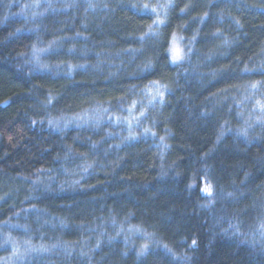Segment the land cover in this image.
<instances>
[{"label": "trees", "instance_id": "16d2710c", "mask_svg": "<svg viewBox=\"0 0 264 264\" xmlns=\"http://www.w3.org/2000/svg\"><path fill=\"white\" fill-rule=\"evenodd\" d=\"M263 227L264 0H0V261L264 264Z\"/></svg>", "mask_w": 264, "mask_h": 264}, {"label": "rangeland", "instance_id": "374dc122", "mask_svg": "<svg viewBox=\"0 0 264 264\" xmlns=\"http://www.w3.org/2000/svg\"><path fill=\"white\" fill-rule=\"evenodd\" d=\"M35 2H38V0H35ZM170 56L172 61L175 64H179L182 61V52L180 48V43L177 41H173L171 47H170ZM88 118L83 116L75 120L76 125L82 126L87 124ZM62 125V124H61ZM259 240L260 242H264V227L262 228L261 233L259 234ZM141 238V237H140ZM142 244H140L139 247H141V251H144L148 248V244H150L148 241H150V238L142 237ZM5 247L7 249H10L9 256L3 261H0V264H20L23 262V260L30 255H36V250H33L32 248H28L29 246L26 245H19L15 243H4Z\"/></svg>", "mask_w": 264, "mask_h": 264}, {"label": "snow or ice", "instance_id": "6c2138e0", "mask_svg": "<svg viewBox=\"0 0 264 264\" xmlns=\"http://www.w3.org/2000/svg\"><path fill=\"white\" fill-rule=\"evenodd\" d=\"M145 7H147V6H145ZM153 11H155V9H153ZM158 23H163V21H158ZM204 191L209 192V194H210V189L206 188V189H204ZM193 243H195V242H193Z\"/></svg>", "mask_w": 264, "mask_h": 264}]
</instances>
